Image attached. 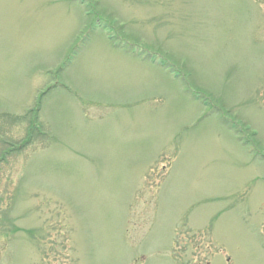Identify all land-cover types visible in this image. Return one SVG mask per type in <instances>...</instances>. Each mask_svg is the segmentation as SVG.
Segmentation results:
<instances>
[{
    "label": "rangeland",
    "instance_id": "obj_1",
    "mask_svg": "<svg viewBox=\"0 0 264 264\" xmlns=\"http://www.w3.org/2000/svg\"><path fill=\"white\" fill-rule=\"evenodd\" d=\"M0 264H264V0H0Z\"/></svg>",
    "mask_w": 264,
    "mask_h": 264
},
{
    "label": "trees",
    "instance_id": "obj_2",
    "mask_svg": "<svg viewBox=\"0 0 264 264\" xmlns=\"http://www.w3.org/2000/svg\"><path fill=\"white\" fill-rule=\"evenodd\" d=\"M30 142H31V139L27 138L22 145H28Z\"/></svg>",
    "mask_w": 264,
    "mask_h": 264
}]
</instances>
